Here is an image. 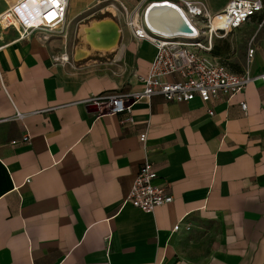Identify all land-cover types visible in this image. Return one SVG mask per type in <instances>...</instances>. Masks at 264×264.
Listing matches in <instances>:
<instances>
[{"label":"crops","instance_id":"0c3cea01","mask_svg":"<svg viewBox=\"0 0 264 264\" xmlns=\"http://www.w3.org/2000/svg\"><path fill=\"white\" fill-rule=\"evenodd\" d=\"M157 1L69 0L60 32L0 28V264H264L262 80L207 103L140 99L131 124L86 105L142 90L156 47L128 21ZM228 37L236 64L213 56L264 73V15ZM146 160L173 197L152 212L124 202Z\"/></svg>","mask_w":264,"mask_h":264},{"label":"built area","instance_id":"2783aa9c","mask_svg":"<svg viewBox=\"0 0 264 264\" xmlns=\"http://www.w3.org/2000/svg\"><path fill=\"white\" fill-rule=\"evenodd\" d=\"M6 7L0 12V28L14 31L18 39H24L35 31L60 32L66 23L69 0H4ZM192 28V34H162L150 29L146 23L128 21L133 36L148 40L156 47V55L147 73L141 77L143 88L133 93L106 92L92 95L85 102L98 115H119L121 124L133 123L132 106L143 98L160 95L166 101L185 102L199 98L207 103L222 95L227 99L243 93L257 79L264 82V73L252 75L248 69L240 73L232 71L225 63L211 55L214 37L222 38L239 28L254 15H264V0H229L219 11L211 13L204 0H172ZM125 13L126 10L124 9ZM189 19V20H188ZM204 35V37L201 36ZM254 54V46L247 45V63ZM176 76L174 80L169 77ZM246 111L245 101L240 103ZM212 115L213 111L208 110ZM21 117L20 114H18ZM146 133L139 136L143 142ZM23 142H29L26 132ZM14 141L13 143H16ZM156 170L148 161L140 166L124 202L135 208L152 212L156 207L173 200L165 187L155 184ZM179 223L173 226L177 231ZM186 230L190 224L185 225Z\"/></svg>","mask_w":264,"mask_h":264},{"label":"water","instance_id":"95a60500","mask_svg":"<svg viewBox=\"0 0 264 264\" xmlns=\"http://www.w3.org/2000/svg\"><path fill=\"white\" fill-rule=\"evenodd\" d=\"M163 3L164 2L151 3L145 10V20L149 19L150 21H153L154 18L157 17L161 12H168L171 15V21L169 22V27L167 30H165V33L192 34L193 29L180 10L176 6L173 7L172 5Z\"/></svg>","mask_w":264,"mask_h":264},{"label":"bare ground","instance_id":"6f19581e","mask_svg":"<svg viewBox=\"0 0 264 264\" xmlns=\"http://www.w3.org/2000/svg\"><path fill=\"white\" fill-rule=\"evenodd\" d=\"M161 1L164 2L163 4L172 5L169 0H159L157 2L159 3ZM172 6L175 7L174 5H172ZM144 13H145V11H144ZM144 13L140 17H136L138 19H135V21L136 22H140L141 21L143 23L146 21L148 27L150 29H152L153 31L158 32V33H162V34H166L165 33L166 32L165 30L168 29V27H169L168 25L170 24L169 22L171 21V15H170V13H168V12H161L157 17L154 18L153 21L152 20L150 21L149 19L145 20ZM192 29H193V31L196 32V29L195 28H192ZM167 34H169V33H167Z\"/></svg>","mask_w":264,"mask_h":264},{"label":"rangeland","instance_id":"374dc122","mask_svg":"<svg viewBox=\"0 0 264 264\" xmlns=\"http://www.w3.org/2000/svg\"><path fill=\"white\" fill-rule=\"evenodd\" d=\"M5 7H6V5H5ZM120 10H121V9H120ZM248 34H249V33H248ZM252 34H253V33H252ZM201 36L204 37L203 34H201ZM246 37H247V36H246ZM251 37L254 39V35H252ZM251 37H249L247 40H246V38H243V40H242L243 42L240 43V44L246 46L247 41H248ZM213 42L215 43V45H217L218 53H219L222 57L228 59V58H229V55H230V53H231V43H230L229 37H228V38H224V37H223V38L214 37ZM232 43L235 44L234 40H232ZM238 56H240V54H239ZM228 61H229L228 63H229L230 66L236 64V61H234V60H231V61H230V60L228 59Z\"/></svg>","mask_w":264,"mask_h":264},{"label":"trees","instance_id":"16d2710c","mask_svg":"<svg viewBox=\"0 0 264 264\" xmlns=\"http://www.w3.org/2000/svg\"><path fill=\"white\" fill-rule=\"evenodd\" d=\"M216 54H218V52H217V50H216V46H215V44H214V42H213V46H212V49H211V55H216ZM224 63V62H223Z\"/></svg>","mask_w":264,"mask_h":264},{"label":"snow or ice","instance_id":"6c2138e0","mask_svg":"<svg viewBox=\"0 0 264 264\" xmlns=\"http://www.w3.org/2000/svg\"><path fill=\"white\" fill-rule=\"evenodd\" d=\"M53 2L55 3V2H56V0H53Z\"/></svg>","mask_w":264,"mask_h":264}]
</instances>
